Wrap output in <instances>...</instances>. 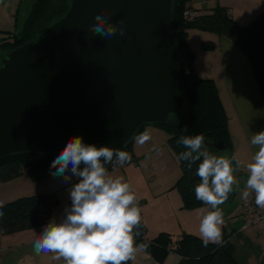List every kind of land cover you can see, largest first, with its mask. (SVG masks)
Listing matches in <instances>:
<instances>
[{
  "label": "water",
  "instance_id": "1",
  "mask_svg": "<svg viewBox=\"0 0 264 264\" xmlns=\"http://www.w3.org/2000/svg\"><path fill=\"white\" fill-rule=\"evenodd\" d=\"M69 2L60 20L2 61L0 158L60 153L73 136L123 150L139 127L165 123L185 105L175 86L173 0ZM99 14L125 34H93Z\"/></svg>",
  "mask_w": 264,
  "mask_h": 264
},
{
  "label": "clouds",
  "instance_id": "2",
  "mask_svg": "<svg viewBox=\"0 0 264 264\" xmlns=\"http://www.w3.org/2000/svg\"><path fill=\"white\" fill-rule=\"evenodd\" d=\"M109 16L96 15L90 31L105 39L118 31L123 36L125 29L109 23ZM150 138L147 129L135 137L139 145ZM250 143L258 151L246 165L248 176L242 195L246 199L254 193L255 204L264 209V130L254 133ZM177 145L187 149L177 159L187 161L189 169L203 158L195 173L201 181L195 186V196L212 210L200 220L199 238L205 247L220 243L224 217L219 206L233 191L234 173L241 161L235 155L229 158L210 154L203 134L181 135ZM114 157L119 166L131 161L127 151L85 143L82 136H73L55 157L50 166L55 171L50 170V175L69 185L70 204L64 208L62 219L52 218L43 226L33 243L37 255L53 253L54 259L63 258L64 264H127L148 247L135 242L134 228L141 222V213L134 191L123 177H113L105 167L113 163Z\"/></svg>",
  "mask_w": 264,
  "mask_h": 264
},
{
  "label": "trees",
  "instance_id": "3",
  "mask_svg": "<svg viewBox=\"0 0 264 264\" xmlns=\"http://www.w3.org/2000/svg\"><path fill=\"white\" fill-rule=\"evenodd\" d=\"M67 1L66 4L63 3L62 6L57 4V8H54L56 0H36L25 31L21 36L1 32L5 37L0 43V53H6L7 55L29 42L31 40L29 32L33 27L44 22V20L50 21L54 13H64L65 15L70 6L69 0ZM184 6V0H173L172 33L179 50L180 66L175 78V86L177 92L185 99L188 111L178 119L170 117L165 123L145 124L139 127L135 136L123 149L131 155V161L129 162L136 161L133 153L135 137L149 125L167 132L169 136L168 145L177 157L180 152L187 150L182 145H177V140L181 135L203 134L205 136V146L208 152L213 155L218 150L209 148L208 144L224 143L229 145L228 148H231L229 119L219 97L216 83L212 79L201 78L195 73V54L188 44L189 30L197 29L229 38L249 59L264 97V12L249 26L241 27L232 20L227 10L218 7L196 23L186 25L182 20ZM49 26L47 25L44 30ZM214 47L215 44L212 42L203 44L205 50H212ZM58 154L18 153L0 158V184L21 177L24 169L28 170L32 182H40L52 177L50 170L55 171V169H50V166ZM202 159L194 163L191 169L188 168L187 161L179 160L182 176L176 183L175 188L180 192L183 199V208L186 210H196L208 206L197 200L195 196V186L201 182L195 173ZM110 164L105 165L107 170H110ZM59 202L58 194L51 192L42 196L23 197L1 206V234L10 235L46 225L50 219L57 218L56 208ZM134 233H136V244H147L148 247L143 251L151 255L158 263H164L170 253H176L181 257L179 264H239L233 256L232 247L224 241L209 243L205 247L202 240L197 236L184 234L181 239L173 242L171 235L165 232L160 233L153 240H148L147 228L142 221L134 228ZM173 244H176V250L170 249ZM127 264H132L131 260Z\"/></svg>",
  "mask_w": 264,
  "mask_h": 264
},
{
  "label": "crops",
  "instance_id": "4",
  "mask_svg": "<svg viewBox=\"0 0 264 264\" xmlns=\"http://www.w3.org/2000/svg\"><path fill=\"white\" fill-rule=\"evenodd\" d=\"M194 6L200 7L199 2L194 3ZM218 7L227 10L237 25L247 27L264 12V0H207L209 12H213ZM206 42H212L215 47L212 50H205L203 44ZM188 44L195 54V73L201 78L215 81L219 97L229 119L231 148H227L228 150L226 149L224 154L221 153V156L231 158L235 155L241 161V166L234 173L236 184L233 185V191L229 194L228 199L219 206L224 217L221 242L224 241L232 247L233 256L239 264H261L264 251V227L244 229L242 206L249 199L255 202V194L252 193L245 199L242 193L245 190L248 176L246 165L252 161V156L258 151V148L250 143L251 136L264 130V97L249 59L229 38L192 29L188 31ZM147 130L150 132L151 138L143 145L135 142L133 153L135 150L138 154L151 153L166 142L168 144L169 136L167 138L165 134H161L162 132L155 128H147ZM235 166V161H233V167ZM121 174H124V178L131 185L132 182L128 175ZM15 181L16 179L0 184V187H3L0 188V207L5 202L8 204L23 197L42 196L56 192L60 201L56 208L57 219L63 218L64 208L70 204V198L67 191L69 185L62 178L50 177L40 182H32L34 188L26 189L25 187L23 190H18L15 195H10L15 191L6 193L8 188L4 187L9 183H15L13 184L15 188H22L21 184ZM71 182L74 183L75 178ZM2 194H6V196L3 197ZM178 207L183 210V200ZM211 210L209 206H206L181 212L179 222L194 223L188 227L180 226L182 229H180L178 240L184 234L199 237L200 220L204 213ZM141 221L146 222L142 213ZM43 226L10 235H2L0 232V241L3 247L0 264H64L63 258L54 259L55 254L53 253L37 255L34 252L33 243L39 237ZM180 261L181 257L178 254L170 253L164 263H158L151 255L141 250L136 253L135 259L131 260V263L179 264Z\"/></svg>",
  "mask_w": 264,
  "mask_h": 264
},
{
  "label": "rangeland",
  "instance_id": "5",
  "mask_svg": "<svg viewBox=\"0 0 264 264\" xmlns=\"http://www.w3.org/2000/svg\"><path fill=\"white\" fill-rule=\"evenodd\" d=\"M35 2L36 0H0V43L5 37L1 32H8L16 36H21L24 33ZM67 2V0H56L54 8H57V4L62 6L63 3L66 4ZM63 15L64 13H54L50 21L44 20V22L35 25L29 32L30 41L38 37L47 25L53 24ZM5 57L6 53H0V67ZM187 111L188 106L185 104L179 112L170 117L178 119ZM147 128H155L168 138L167 132L161 128L150 125L145 127V129ZM135 142L136 139H134L133 148H135ZM225 151L226 149L218 151L214 155L221 156V153L224 154ZM134 153L137 161L128 162L123 168L108 170L109 174L113 177H123L126 182L128 181L121 173L128 175L132 182L130 186L136 195L140 213L146 221L144 223L147 228V239L153 240L163 231L171 234L172 241L176 242L181 233L180 229L182 228L180 226L188 227V225L194 223L179 222L181 212L192 211L184 208L181 210L178 207L183 200L180 192L175 188L176 183L182 176L180 162L167 142L151 153L138 154L136 150ZM15 182L21 184L22 188H15L13 187L15 183H9L4 187L8 188L6 193L15 191L10 194L15 195L18 190H23L25 187L26 189L34 188L27 169H24L23 175L17 178ZM2 196L5 197L6 194H2ZM4 205H6V202Z\"/></svg>",
  "mask_w": 264,
  "mask_h": 264
},
{
  "label": "built area",
  "instance_id": "6",
  "mask_svg": "<svg viewBox=\"0 0 264 264\" xmlns=\"http://www.w3.org/2000/svg\"><path fill=\"white\" fill-rule=\"evenodd\" d=\"M185 6L182 13V20L184 24L191 25L196 23L205 15H208L209 10L207 9V0H184ZM199 2L200 7H195L194 3ZM113 163L110 164L109 169L115 170L119 168H123L124 166L115 165ZM242 216L245 221L244 229L248 228H263L264 227V209L258 207L252 199H249L244 202L242 206ZM176 244L170 246L171 250H176ZM3 252V247L0 241V255ZM261 264H264V251Z\"/></svg>",
  "mask_w": 264,
  "mask_h": 264
}]
</instances>
